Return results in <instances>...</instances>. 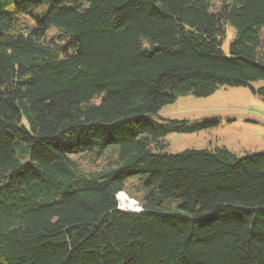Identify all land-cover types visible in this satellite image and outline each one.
<instances>
[{"label":"trees","instance_id":"trees-1","mask_svg":"<svg viewBox=\"0 0 264 264\" xmlns=\"http://www.w3.org/2000/svg\"><path fill=\"white\" fill-rule=\"evenodd\" d=\"M216 1L0 0V264H264V151L170 152L214 121L155 120L222 86L264 97V0Z\"/></svg>","mask_w":264,"mask_h":264},{"label":"rangeland","instance_id":"rangeland-1","mask_svg":"<svg viewBox=\"0 0 264 264\" xmlns=\"http://www.w3.org/2000/svg\"><path fill=\"white\" fill-rule=\"evenodd\" d=\"M214 2L218 5L216 0ZM38 13V10H34L21 16L20 22L25 27H32L34 23L31 16ZM225 31L222 47L229 52V45L236 36V30L228 23ZM60 33L62 32L52 27L48 36ZM261 53H264V27ZM263 83L258 81L255 85ZM164 119L214 121L211 126L198 132L168 134L164 140L170 152L216 146H225L238 156L264 151V97L254 93L249 87L222 86L213 94L204 97L180 95L160 108L155 120L162 123ZM79 162L86 170H97L104 164L102 161L92 163L89 158H81ZM123 194L127 197V201L122 199L125 203L132 205V199L138 201L126 192ZM117 198L120 201V197Z\"/></svg>","mask_w":264,"mask_h":264},{"label":"built area","instance_id":"built-area-1","mask_svg":"<svg viewBox=\"0 0 264 264\" xmlns=\"http://www.w3.org/2000/svg\"><path fill=\"white\" fill-rule=\"evenodd\" d=\"M132 205L130 203L123 202L122 199L119 201V208L125 211H139L141 210V206L139 205L138 201L132 199Z\"/></svg>","mask_w":264,"mask_h":264},{"label":"bare ground","instance_id":"bare-ground-1","mask_svg":"<svg viewBox=\"0 0 264 264\" xmlns=\"http://www.w3.org/2000/svg\"><path fill=\"white\" fill-rule=\"evenodd\" d=\"M118 196L120 197V199H124L125 201H127V197L123 193L118 194Z\"/></svg>","mask_w":264,"mask_h":264}]
</instances>
